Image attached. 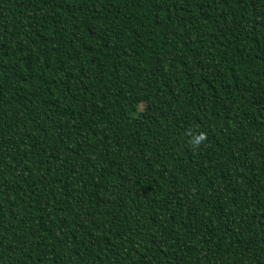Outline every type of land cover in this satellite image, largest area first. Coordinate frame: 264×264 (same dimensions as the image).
Returning <instances> with one entry per match:
<instances>
[{"label": "trees", "instance_id": "trees-1", "mask_svg": "<svg viewBox=\"0 0 264 264\" xmlns=\"http://www.w3.org/2000/svg\"><path fill=\"white\" fill-rule=\"evenodd\" d=\"M0 264H264V0H0Z\"/></svg>", "mask_w": 264, "mask_h": 264}]
</instances>
